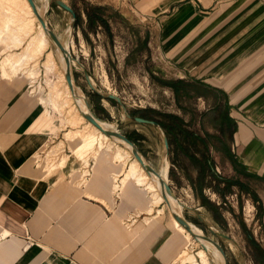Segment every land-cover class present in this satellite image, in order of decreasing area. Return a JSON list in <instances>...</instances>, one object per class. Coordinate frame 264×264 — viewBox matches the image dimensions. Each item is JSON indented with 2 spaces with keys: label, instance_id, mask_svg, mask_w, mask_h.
<instances>
[{
  "label": "crops",
  "instance_id": "0c3cea01",
  "mask_svg": "<svg viewBox=\"0 0 264 264\" xmlns=\"http://www.w3.org/2000/svg\"><path fill=\"white\" fill-rule=\"evenodd\" d=\"M62 1L75 11V20L54 0L48 7L68 15L65 33L72 30V39L62 40L44 18L71 53L81 39L76 31L87 37L88 9L76 0ZM86 1L157 29L159 57L173 74H148L170 94V110L159 112L160 118H141L154 127L161 121L170 131L161 127L169 142L168 180L177 201L190 208L182 212L185 219L196 227L197 215L220 205L216 200L241 196L264 213V0ZM106 19L111 26L112 18ZM94 28L97 37L106 29ZM2 56L0 51V61ZM4 66L0 62V264H177L192 235L173 224L137 159L132 163L155 191L127 178L129 151L119 146L123 160L116 161L118 149L105 147L90 155L86 168L71 151L62 160L68 168L51 175L37 164L63 123L29 94L31 83L23 75L5 74ZM121 134L144 156L145 134ZM69 143L81 153L79 144ZM157 172L164 173L162 164Z\"/></svg>",
  "mask_w": 264,
  "mask_h": 264
},
{
  "label": "rangeland",
  "instance_id": "374dc122",
  "mask_svg": "<svg viewBox=\"0 0 264 264\" xmlns=\"http://www.w3.org/2000/svg\"><path fill=\"white\" fill-rule=\"evenodd\" d=\"M1 1L3 3L0 2V51L3 56L0 62H2V68L3 65L6 67L4 73L11 72L12 77L23 75V80L31 83L29 94L39 104L43 105L50 115L52 112L55 113V122H59V126L63 123L62 131H57L51 142L37 155V164H45L49 170L48 174L51 175L68 168V165L64 164L62 160H66L63 156L71 154V151L75 153L72 156L76 160H82L81 163L84 168L90 162V155L94 158L96 153L105 147L110 150L116 148L119 152V145L113 140L105 139L102 133H93V125L88 123L87 120L82 121L81 113H78L73 107V103L66 99V91L68 90L67 82L64 80L63 60L57 54L53 44L47 48L43 55L35 54L29 61L14 68L16 60L20 56L31 53L29 44L43 28L39 26L38 29L35 26V20L37 21L38 18L33 13L34 11L27 0ZM76 2L80 3L81 6H85V9L87 6H91V3L86 0H76ZM38 5L40 12L42 2L38 1ZM51 8L48 7L44 15L51 21L54 31L62 40L72 39V30L70 35L65 33L68 15L62 11L58 12L56 7L53 8L55 10L53 12ZM116 12L114 14L111 10L106 11L105 17L112 18L110 20L111 26L109 25L108 28L101 30L99 37L93 33L95 28L90 25L87 29V37L80 30L76 31L75 37L79 34L81 39L76 43H72L70 48L72 57L76 60V65L73 67L75 85L78 88L79 98L83 102L86 98L95 114L99 118L110 122L104 124L105 126L114 124L116 132L132 135L133 132L139 131L147 136L146 142L140 144V148L147 162L156 171H159L163 154H167V152H164L163 142L166 133L159 126L139 125L133 118L141 116L151 119L154 117L160 118L159 112L170 110V94L160 90L157 80L151 79L148 73L155 71L162 76V74H173V72L159 57L157 29L155 34L154 29H148L145 26L146 23H140L138 17L124 15L126 13L119 10ZM19 26H27L28 30L27 28L19 30ZM150 31L153 35L149 34ZM4 33L8 37L7 41L2 38L5 35ZM149 36L153 39L150 40ZM29 37L31 39L26 45L25 43ZM4 42L7 44L4 45ZM13 42L15 44L12 45ZM50 53L55 63L52 69L48 71L46 70V61ZM86 74L93 80L94 83H92L96 90L101 93L100 95L90 88L86 80ZM52 88L60 92L63 99H66L64 107L58 108L55 104L50 105L49 99ZM108 94L119 97L123 105L118 104L117 101L108 100L106 98ZM153 111L158 112V114ZM126 113L131 115V118H128ZM69 118L73 119L74 124L65 126L66 119ZM76 131H83L82 133L90 131L94 137V142L85 149L81 148V153L75 145L69 143ZM125 160L127 165L130 166L135 158L132 156ZM84 162L86 165H84ZM147 179L145 178V180ZM148 182L149 179L146 183ZM216 202H219L220 205L216 203V208L210 206V209L205 208L206 211H202L201 215L203 222L201 223L196 219L197 224L195 226L203 231V236L206 235L221 245L227 255L229 264H264V213L261 214L259 206L245 196L229 197L220 201L216 200ZM164 206L169 209L167 203ZM209 228L228 236L229 239L214 237ZM190 242L191 247L179 257L177 264H181L183 259H187V263L183 264H194L190 261L192 257L196 258L198 264H206L198 257V254L204 251L203 247L193 236H190ZM210 250L218 257L212 248ZM207 264L222 263L220 259L216 261L209 255Z\"/></svg>",
  "mask_w": 264,
  "mask_h": 264
},
{
  "label": "bare ground",
  "instance_id": "6f19581e",
  "mask_svg": "<svg viewBox=\"0 0 264 264\" xmlns=\"http://www.w3.org/2000/svg\"><path fill=\"white\" fill-rule=\"evenodd\" d=\"M14 1V0H12ZM28 1V0H27ZM1 3H3L1 0H0ZM41 2H43V6L40 10V13L41 15L44 16L48 6L50 5V2L51 0H41ZM16 5V4H15ZM29 8V7H28ZM25 10V9H24ZM34 13V12H33ZM40 24V23H39ZM12 25V24H11ZM41 26V24H40ZM20 27V26H19ZM42 27V26H41ZM24 28H27L28 30V27L25 26V27H20L19 30H22ZM5 35H3V40L7 41L8 40V37L6 35V33H4ZM51 41L49 40L48 36L46 35L44 29L38 34V36L34 37L30 44H29V49L31 50V53L27 54V55H22L20 56V58H18L16 60V63L14 64V66H20L22 65L24 62L26 61H29V59L33 58L35 54H38L39 56L43 55L44 52L47 50V48L51 45ZM65 48L67 50L68 49V46H65ZM55 50L57 51V54L59 55V57L63 60V71H64V80L67 82V79H66V76H65V60H64V57H63V54L58 50V48L55 47ZM33 53V55H32ZM54 59L52 57V54L50 53L48 55V58H47V61H46V70L50 71L52 69V66H54ZM76 65V60L73 62V67ZM91 82H93V80L91 79ZM94 83V82H93ZM67 96H66V99L73 103V107L77 110L78 113H81V118L85 119V117L83 116V113H88V108L85 104V102L82 101V99L79 98L78 96V88L75 87V90H76V95L74 96L69 88V85L67 83ZM66 99H63L62 98V94L60 92H58L56 89H53L52 88V91L50 93V99H49V103L51 106H53L55 104L56 107H64L65 104H66ZM53 104V105H52ZM85 110H84V109ZM86 120V119H85ZM88 122V121H87ZM90 123V122H88ZM101 124V126H103L105 129H109V130H113L116 132V127L114 124H111L109 126H105L104 124H109L110 122L109 121H101L99 122ZM67 124H74V121L73 119L69 118L67 119ZM92 124V123H90ZM93 125V124H92ZM91 125V126H92ZM93 129H94V132L93 133H96V134H104L101 130H99L96 126H92ZM83 131H76L74 133V136L72 137V139H70L72 142H74L75 144H79L80 147L82 149H85L87 148L91 143L94 142V137L93 135L90 133V131H88V133H82ZM105 136H107L106 134H104ZM108 138H110L109 136H107ZM111 140H113L116 144H118L119 146H121L122 148H124L125 150L129 151L131 154H132V151H131V147L129 145H127L125 142L121 141V140H118V139H115V138H110ZM109 140V139H108ZM101 146V145H100ZM164 152H166V147L164 145ZM166 154V153H165ZM163 160H162V165L164 167V173L161 175V177L164 179V180H168V170H169V164H168V161L166 160V155L163 154ZM65 160V159H64ZM123 160V155L121 154L120 152V148H119V152L116 156V161H122ZM146 160V159H145ZM147 161V160H146ZM139 162V161H138ZM147 164L149 166H151L148 162ZM143 168V167H142ZM130 172L128 174V177L127 178H134L136 179L140 184H143L144 182H147L149 177L151 178V180L154 182V184L157 186V189L160 193V195L162 196L161 198L157 195H155L157 198H158V202H165L164 198H163V187L161 186V183L159 185L158 181H157V178L155 175H144L145 173H140L141 171V168L139 167V164L137 162H134L132 163L131 165V168L129 169ZM145 178H148L147 180H145ZM149 185V189L150 191H155V187L153 186L152 183H148ZM169 201L171 203V206H172V209L174 212H176L177 214H181L184 210V206L179 203L177 200L169 197ZM157 203V202H156ZM155 203V204H156ZM166 204V202H165ZM163 212V210H162ZM161 212V213H162ZM172 222L175 226L177 227H180V223L175 219V217L172 215ZM182 226V225H181ZM190 227L192 228L193 232L196 234V236H193L190 232L189 234H191L193 236V238L203 247V250L202 252H200L198 254V257L200 259H202V261L204 263L207 264V259H208V256H212L216 261L220 259L221 263L224 264V260L220 254V252L214 248L209 242H207L206 240L203 239V231L201 229H199L198 227H194L193 225H190ZM184 228V227H183ZM213 229V228H212ZM186 230V229H185ZM187 231V230H186ZM188 232V231H187ZM201 236H199L197 233ZM212 248L214 250L215 253H217L218 257L213 253L211 252L210 248ZM190 261H192L194 264H198V261L196 260L195 257H192L190 258ZM183 263H187V259H183L181 261V264ZM209 263V262H208Z\"/></svg>",
  "mask_w": 264,
  "mask_h": 264
},
{
  "label": "water",
  "instance_id": "95a60500",
  "mask_svg": "<svg viewBox=\"0 0 264 264\" xmlns=\"http://www.w3.org/2000/svg\"><path fill=\"white\" fill-rule=\"evenodd\" d=\"M52 1V0H51ZM55 3L58 5V7H60L61 9H63L64 11L68 12L69 14H71L73 16V19H76V13L75 11L68 5L66 4L64 1L62 0H54ZM29 4L31 5L36 17L38 18L39 23L41 24L42 28L44 29L46 35L48 36L49 40L51 41V43L58 48V50L63 54L64 60H65V76L67 79V83L69 85V88L72 92V94L75 96L76 95V90H75V79H74V74H73V62L75 61V59L72 57L71 53L69 50H67L65 48V46L61 43V41L58 39L57 35H55V33L50 29V27L47 24V21L45 20L44 16L41 15V13L39 12V9L35 3V0H28ZM86 80L90 86V88L94 91L97 92L99 94H101L100 92H98L96 90V88L94 87L93 83L91 82V79L89 77L88 74H86ZM107 98L110 100H114L117 101L118 104L123 105L122 100L113 95V94H108ZM85 100V104L88 108V113H83V116L85 117V119L92 123L94 126H96L99 130H101L104 134H106L107 136H109L110 138H115L118 140H121L123 142H125L127 145H129L131 147V151H132V155L135 159H137L139 161V163L141 164V166L143 167V169L149 174V175H155L159 178L160 182H161V186L163 187V198L165 200V202L167 203L169 210L171 212V214L175 217V219L188 231L190 232L193 236H196V234L193 232L192 228L190 227V223L185 219V217L183 216V213H181L180 215L177 214L176 212L173 211L171 203L169 201V197L177 200L170 184H169V180H164L161 175L152 167L149 166L147 164V161L145 160L144 156L142 155V153L140 152V150L138 149V147L132 143L126 136L122 135L119 132H115L113 130H109V129H105L103 126H101V124L99 122L103 121V119L99 118L95 112L93 111V108L90 104V102L84 98ZM126 116L128 118H131V115H129L128 113H126ZM133 120L138 123V124H144V125H151V126H156V123L154 121H150L141 117H134ZM105 121V120H104ZM164 144L166 147V150H169V142L168 139L165 137L164 138ZM184 208L186 209H190L186 206H184ZM199 220L201 222H203V218L200 215H197ZM209 231L211 232V234L214 237H222L225 239H229L228 236H225L221 233H218L217 231H215L212 228H209ZM203 239L206 240L207 242H209L214 248H216L223 260H224V264H229L227 255L224 251V249L221 247V245L216 242L215 240L211 239L210 237H207L206 235L203 236Z\"/></svg>",
  "mask_w": 264,
  "mask_h": 264
},
{
  "label": "trees",
  "instance_id": "16d2710c",
  "mask_svg": "<svg viewBox=\"0 0 264 264\" xmlns=\"http://www.w3.org/2000/svg\"><path fill=\"white\" fill-rule=\"evenodd\" d=\"M87 9L88 10L86 13L89 16V23H90L89 25L91 27H95V25H97V24H100L106 28L109 27L108 21L105 18V12H106L105 8L96 7V6H87ZM79 20H80V16L77 15L76 25H78ZM154 113L158 114V112H154ZM159 115H161V114H159ZM164 117L168 118V116H164ZM157 122H158V125L163 127V129H165L167 131V134L170 135V131L167 130V126L161 121L157 120ZM210 207H212V206H210ZM263 254H264V250H263Z\"/></svg>",
  "mask_w": 264,
  "mask_h": 264
},
{
  "label": "built area",
  "instance_id": "2783aa9c",
  "mask_svg": "<svg viewBox=\"0 0 264 264\" xmlns=\"http://www.w3.org/2000/svg\"><path fill=\"white\" fill-rule=\"evenodd\" d=\"M118 187H119V184H118ZM118 192H119V189L116 190V193H118Z\"/></svg>",
  "mask_w": 264,
  "mask_h": 264
}]
</instances>
